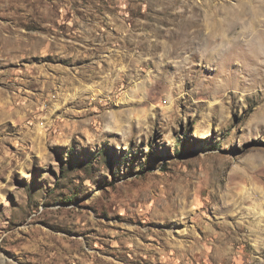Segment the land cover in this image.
Instances as JSON below:
<instances>
[{"label":"rangeland","instance_id":"obj_1","mask_svg":"<svg viewBox=\"0 0 264 264\" xmlns=\"http://www.w3.org/2000/svg\"><path fill=\"white\" fill-rule=\"evenodd\" d=\"M0 264H264V0H0Z\"/></svg>","mask_w":264,"mask_h":264}]
</instances>
